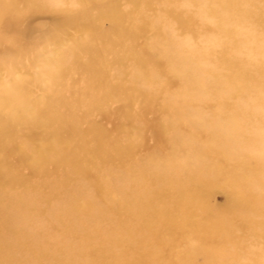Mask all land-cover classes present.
Masks as SVG:
<instances>
[{"label":"bare ground","instance_id":"bare-ground-1","mask_svg":"<svg viewBox=\"0 0 264 264\" xmlns=\"http://www.w3.org/2000/svg\"><path fill=\"white\" fill-rule=\"evenodd\" d=\"M180 1L186 8L162 21L192 41L208 34L191 54L170 52L160 29L119 12L120 0H0V191L31 193L0 199V264H174L180 245L179 264H264V0ZM34 10L56 15L50 34L32 26ZM127 63L141 67L131 82ZM156 108L165 120L146 118ZM174 129L171 150L137 161L147 132L156 147ZM119 170L129 182L116 190ZM79 177L103 192L96 204ZM212 189L230 198L209 220ZM54 200L69 218H44ZM10 214L44 219L28 233L7 228Z\"/></svg>","mask_w":264,"mask_h":264},{"label":"rangeland","instance_id":"rangeland-1","mask_svg":"<svg viewBox=\"0 0 264 264\" xmlns=\"http://www.w3.org/2000/svg\"><path fill=\"white\" fill-rule=\"evenodd\" d=\"M144 1L149 2L150 8H146ZM119 3H120L119 12L120 13L122 12L125 14L131 13L130 17L135 19L136 21L135 23H138V20L143 19V20H147L148 24L152 28L156 30L160 29L163 35V38L165 40L164 44L170 52L172 49V50H175L176 52H180L181 54H191L192 51L196 50V46L203 47L209 39L208 34L204 33L200 35L196 41H192L191 38L186 34V32H179L176 29V25L174 22L166 21V20L162 21V19H164L168 11L174 10V11L182 12L186 8V4L183 1L181 2L179 0L175 2V4L173 5H170V3L166 2V0H136L133 3H130L129 0H120ZM58 5H60V3H57L56 6ZM94 17H95V12H92L91 18H94ZM56 19L57 17L53 12L46 11V10H34L29 14V20L32 23V26L34 27L35 30H37V33L41 36L44 34L45 35L50 34L53 31L56 25V21H57ZM126 23L130 25H135V23H130L128 21ZM258 23H260L261 25H264V22L261 19L257 20V24ZM95 25L97 28L103 27L104 29H107L109 27V22L108 21L102 22V21H99L98 19H95ZM263 33H264L263 30L259 31L258 33L259 38L262 36ZM73 34L74 32L71 30L66 31V35L68 36H71ZM58 49L59 48H57V51ZM52 54H54V52ZM158 65L161 67V66H164V63L159 62ZM172 65L176 66L177 61L173 62ZM55 66H56V61L55 59H52L50 60L49 65L46 68L49 69L50 67L53 68ZM140 68L141 67H136L132 63H127L124 67L125 71H128L130 73L129 75L128 74L126 75L127 81L129 80L131 82L132 80H134L135 77L140 73L141 71ZM114 72L116 73L117 76H120L122 72V68L120 69L114 68ZM136 84L144 89H148L147 87L144 86L143 83L136 82ZM162 103L163 101L161 99L160 104ZM25 117H26L25 112H18L16 115V118L18 121H23ZM146 118L148 120H153L155 118H160V120L162 121L165 120V116H162L160 108H156V110H154ZM100 121L103 125H105L106 129H108L109 131L113 130L114 122L109 121V120H101V119ZM189 128H193V126ZM181 133L177 129H174L164 138L162 142L158 144V146L155 147L154 146V143H155L154 136H152V134L147 132L144 137V144L137 152V158H136L137 161L138 162L147 161L150 157L156 156L157 154H159L160 153L159 149L163 151L162 150L163 148L168 147L171 150V146L174 145L176 138L178 137L180 138ZM140 134H141L140 121L138 119H134L132 122V128L130 129L128 135L130 138L136 139L140 136ZM117 141L121 143L122 145H125L128 143L129 138L118 135ZM170 150L167 149L166 152H169ZM107 166H110V165H107ZM198 169L202 171L203 165L202 164L199 165ZM103 171L96 170V169L91 170V172H93L95 177L97 174L100 175L99 173ZM68 173L71 174L70 172ZM128 182L129 180L126 177V174L124 173V171L122 170L116 171V176L113 179V185L116 190L122 188ZM75 184L81 188L82 196H83V199L85 200V203L96 204L97 197H100L101 195H103V192L95 193L93 191L92 183H90L87 178L79 177L76 180ZM1 192L2 191H0V199L6 198V197L12 198L13 196H17V195H21L27 198V197H30L31 195V193L29 192L17 191V192H9L5 196V194ZM229 198H230L229 195L223 189H212L206 193V203L209 207V212L207 214V217L209 220L215 219L224 210V208L229 202ZM52 203H53L51 205L52 208H50L49 211L46 212L44 218H49V215L52 216L54 214L62 215L65 218H69L71 216V214L67 210L56 211V206L61 205L60 200H54ZM39 207L43 208V206H39ZM3 211H4V204H1L0 205V222H1V215ZM44 218L38 219V218H34L33 216H28L24 220L19 221L15 216L13 217V215L10 214L8 215V218H7V223L9 224L7 228H12V226H14V224L16 223L18 226L30 227L27 229V232L33 233L34 232L33 227L38 226L40 223V220ZM111 220L114 221L113 219ZM135 235L138 236V238L149 236L146 230L138 231V233H136ZM181 249H182V246L180 245L177 247V250H174L171 252L170 257L173 259L174 264L180 263L179 260L175 257V255Z\"/></svg>","mask_w":264,"mask_h":264}]
</instances>
